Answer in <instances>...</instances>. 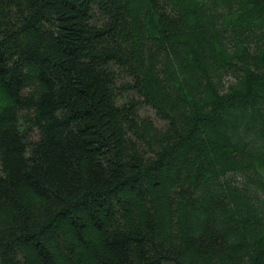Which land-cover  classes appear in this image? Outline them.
Instances as JSON below:
<instances>
[{
	"label": "trees",
	"instance_id": "1",
	"mask_svg": "<svg viewBox=\"0 0 264 264\" xmlns=\"http://www.w3.org/2000/svg\"><path fill=\"white\" fill-rule=\"evenodd\" d=\"M0 264H264V0H0Z\"/></svg>",
	"mask_w": 264,
	"mask_h": 264
},
{
	"label": "rangeland",
	"instance_id": "2",
	"mask_svg": "<svg viewBox=\"0 0 264 264\" xmlns=\"http://www.w3.org/2000/svg\"><path fill=\"white\" fill-rule=\"evenodd\" d=\"M32 81V80H31ZM141 116H144L146 118H150L157 127L159 128H163L164 123H162L160 120H158L154 114V111L148 107H142L139 112ZM60 247V246H59ZM59 250H61V258L62 260H64L67 256V253H65L64 251H62V249L60 248Z\"/></svg>",
	"mask_w": 264,
	"mask_h": 264
}]
</instances>
